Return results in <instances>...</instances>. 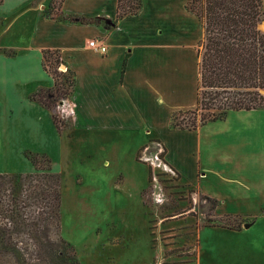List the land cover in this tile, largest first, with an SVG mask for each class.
<instances>
[{"label": "crops", "instance_id": "crops-1", "mask_svg": "<svg viewBox=\"0 0 264 264\" xmlns=\"http://www.w3.org/2000/svg\"><path fill=\"white\" fill-rule=\"evenodd\" d=\"M50 1L4 0L0 6V159L5 164L24 158L29 141L56 148L64 144L53 113L31 99L38 90L55 87L43 68V51L56 50L75 74L74 90L61 103L72 119L73 138L84 135L107 143L106 138L122 140V133L131 132L128 137L135 146L144 147L141 132L154 134L150 142L164 153L166 166L181 184L188 155L198 153L202 166L195 164L191 175L198 186L213 167L233 187L264 179V173H258L264 170V142L260 145L256 136V121L264 109L230 111L225 122L232 113L240 126L219 127L215 157L210 153L212 162L206 167L198 141L203 126L183 130L171 125L176 112L197 107L198 49L205 29L187 9L190 0H142L138 15L119 21L118 0H63L60 12L98 21L89 24L46 15L43 7ZM94 39L107 46L105 54L90 47ZM156 158L162 162L160 155ZM32 171L33 167L25 172ZM197 188L201 195L216 199L219 210L223 197L202 185Z\"/></svg>", "mask_w": 264, "mask_h": 264}, {"label": "rangeland", "instance_id": "rangeland-1", "mask_svg": "<svg viewBox=\"0 0 264 264\" xmlns=\"http://www.w3.org/2000/svg\"><path fill=\"white\" fill-rule=\"evenodd\" d=\"M61 3L51 0L43 10L48 16L59 17ZM263 27L264 21L259 25L264 32ZM63 65L61 61L58 74H53L50 64L49 72L45 70L57 83V97L51 99L50 111L57 117V129L64 138L62 148L29 141L28 146L24 144V158L16 164L0 159V173H28L25 171L31 167L34 172L29 159L32 154L51 158L53 170L62 178L60 235L75 248L81 264H264V179L233 187L219 178L217 167H213L209 178L199 185L223 197L219 210V202L212 210L191 176L193 166L201 165L197 159L200 153L188 155L182 185L166 166L164 153L150 142L154 134L141 132L144 147L135 146L128 137L131 132L122 133V140L106 138L107 143H103L104 138L90 140L84 135L73 138L72 119L62 111L61 103L70 97L75 83ZM192 110L176 112L174 122H189ZM225 120L203 126L198 141L205 167L212 162L210 153L215 157L219 127L240 126L232 113ZM256 126L262 145L264 114ZM127 137L126 142L115 143ZM159 155L161 163L156 158ZM227 215L229 224L239 231L208 225L209 220Z\"/></svg>", "mask_w": 264, "mask_h": 264}, {"label": "trees", "instance_id": "trees-1", "mask_svg": "<svg viewBox=\"0 0 264 264\" xmlns=\"http://www.w3.org/2000/svg\"><path fill=\"white\" fill-rule=\"evenodd\" d=\"M3 3L0 0V6ZM117 3V21L138 15L143 8L142 0ZM187 9L205 29L198 49L201 61L197 107L189 122L175 123L173 115L171 125L197 130L210 122L225 120L230 111L264 109V32L259 29L264 21L263 0H190ZM58 18L98 23L63 12ZM61 61L59 51H43L46 71L50 64L53 74H58ZM68 72L75 83V74ZM56 84L55 80V87L40 89L31 99L53 110L51 99L57 97ZM53 117L59 129L57 117ZM29 159L35 166L32 173H0V264H81L75 248L60 235L61 175L53 170L48 156L32 154ZM203 198L216 210V199ZM228 218L209 220L208 225L239 231Z\"/></svg>", "mask_w": 264, "mask_h": 264}, {"label": "built area", "instance_id": "built-area-1", "mask_svg": "<svg viewBox=\"0 0 264 264\" xmlns=\"http://www.w3.org/2000/svg\"><path fill=\"white\" fill-rule=\"evenodd\" d=\"M90 47L95 51L105 54L107 52V46L103 42H99L97 39L92 40L89 43Z\"/></svg>", "mask_w": 264, "mask_h": 264}, {"label": "water", "instance_id": "water-1", "mask_svg": "<svg viewBox=\"0 0 264 264\" xmlns=\"http://www.w3.org/2000/svg\"><path fill=\"white\" fill-rule=\"evenodd\" d=\"M263 29H264V27H263ZM63 68L65 69V70H67V66L66 65H63ZM250 226L249 225H247V228H249Z\"/></svg>", "mask_w": 264, "mask_h": 264}]
</instances>
